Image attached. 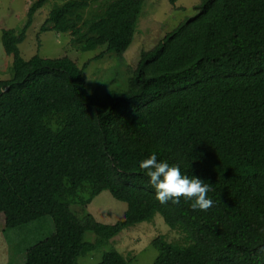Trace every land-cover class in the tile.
I'll use <instances>...</instances> for the list:
<instances>
[{
	"label": "trees",
	"instance_id": "trees-1",
	"mask_svg": "<svg viewBox=\"0 0 264 264\" xmlns=\"http://www.w3.org/2000/svg\"><path fill=\"white\" fill-rule=\"evenodd\" d=\"M47 1L29 7L18 33L1 32L11 76L0 81V231L41 218L52 227L18 251L23 264H76L155 215L191 244L154 239L153 264H264V0H201L140 53L124 92L109 88L102 98L87 88L88 62L79 69L66 56L20 57ZM142 8L143 0H65L39 33L122 58ZM153 154L209 183L213 207L193 210L183 198L161 205L139 167ZM103 191L126 205L123 221L103 225L84 212ZM98 264L126 261L110 251Z\"/></svg>",
	"mask_w": 264,
	"mask_h": 264
},
{
	"label": "rangeland",
	"instance_id": "rangeland-1",
	"mask_svg": "<svg viewBox=\"0 0 264 264\" xmlns=\"http://www.w3.org/2000/svg\"><path fill=\"white\" fill-rule=\"evenodd\" d=\"M36 0H0V81H6L11 76V57H7L1 45L2 30H13L18 33L26 21V13ZM65 0H48L35 13L32 24L27 30L25 39L18 45L20 57L27 61L37 55L42 59H57L68 57L77 68L88 62L84 75L87 88L91 93L104 97L108 89L124 92L131 72L135 69L140 53L151 50L166 34L178 24L194 15L193 7L201 0H143V8L137 23V29L132 44L122 58L114 54L104 53L105 48L90 52H77L69 44L68 34H56L52 31L39 33L46 15L53 5ZM108 0H99L104 3ZM101 58L94 59L99 54ZM80 208L72 207L79 212ZM126 211L124 203L114 200L110 193L103 191L84 209L94 220L103 225H114L123 221ZM50 219L41 218L16 229L0 231V264H23L24 255L18 251L42 241L52 233ZM184 234V233H183ZM156 238L179 248L191 244L186 235L171 231L162 218L155 215L150 222H143L128 228L111 239L95 252L80 256L76 264H98L104 253L115 251L123 257L126 264H153L157 252L151 243ZM84 240L94 242V235L84 234Z\"/></svg>",
	"mask_w": 264,
	"mask_h": 264
},
{
	"label": "clouds",
	"instance_id": "clouds-1",
	"mask_svg": "<svg viewBox=\"0 0 264 264\" xmlns=\"http://www.w3.org/2000/svg\"><path fill=\"white\" fill-rule=\"evenodd\" d=\"M139 167L149 178V184L155 190V199L161 205L169 202L179 205L183 198L194 201L190 205L193 210L208 211L213 207V201L207 195L212 191L211 185L199 177L182 174L178 165L158 161L153 154L142 160ZM258 254H264V247L258 249Z\"/></svg>",
	"mask_w": 264,
	"mask_h": 264
}]
</instances>
